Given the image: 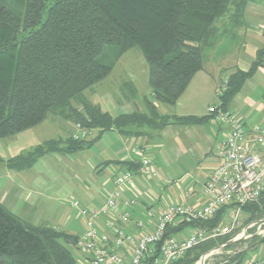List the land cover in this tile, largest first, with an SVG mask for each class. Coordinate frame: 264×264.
<instances>
[{"label": "trees", "instance_id": "obj_1", "mask_svg": "<svg viewBox=\"0 0 264 264\" xmlns=\"http://www.w3.org/2000/svg\"><path fill=\"white\" fill-rule=\"evenodd\" d=\"M247 1L0 0V139L33 128L49 115L73 122L80 130L66 138L45 140L8 159L0 156V164L28 169L45 154H71L90 147L109 130L152 140L168 124L204 121L205 117L194 115L164 114L156 103L176 104L210 54L221 43L236 38L245 24ZM134 47L149 64L153 95L143 98L145 111L113 116L89 100L84 91L107 78L119 58ZM263 62L261 49L248 70L237 69L230 75L220 107L229 110L232 98ZM93 129L98 130V136L88 139L87 130ZM82 132L84 137H75ZM139 161L121 164L124 170L136 171ZM242 210L244 223L264 217V197ZM225 211L208 220L169 224L162 241L183 237L191 228L210 231ZM232 237L209 238L171 264H194ZM78 238L49 225L27 223L0 202V264H82L84 260L76 258L71 249L81 251L76 247ZM262 243L264 239L254 248ZM160 246L161 242L150 261L160 254ZM249 252H240L236 263L243 262Z\"/></svg>", "mask_w": 264, "mask_h": 264}, {"label": "crops", "instance_id": "obj_2", "mask_svg": "<svg viewBox=\"0 0 264 264\" xmlns=\"http://www.w3.org/2000/svg\"><path fill=\"white\" fill-rule=\"evenodd\" d=\"M244 19L245 24L239 31L242 36V42L234 56L230 57L231 54L227 55L228 57L222 58V61L213 67L209 65L211 62L208 59L204 68L193 76L176 104L156 103L160 112L164 114L177 116L194 115L205 117L204 121L168 124L161 130L159 136L152 140L143 136L126 137L116 130H109L102 133L90 147L81 151L71 154L51 152L56 155L54 159L57 161V165L65 166L67 169L73 168L72 175L82 177L84 174L86 176V169L84 167L79 170L75 169L76 163L72 156L87 149V187H84V185L83 187L77 186L71 181V178L61 179L53 167L45 163L44 160L47 154L40 157L32 167L23 170H16L5 163H1L0 202L25 222L38 225L25 220L24 213H33L37 210L39 201L43 200L45 204L43 206L48 210V213L55 215L57 213L58 215L60 209L62 212L59 215L58 225L49 223L40 225H49L81 237L85 231V223L83 221L84 230L76 233L74 220H80L82 217L77 214L76 218L73 219L74 217L70 213L69 208L63 207L64 203H69L70 208L74 210L76 209L73 207L72 202L77 199L87 205L101 206L107 195L116 188L114 182L115 172L126 168L121 162H138L141 159V155L133 153L132 149L138 147L147 156V147L150 146L154 149V152L148 155L157 159L155 167L162 174V178L159 181H155L139 175L135 180L134 191H126L125 197L136 195L138 202L132 210L131 220L122 225L125 231L129 234L138 235L142 231L153 229L160 213L170 204L182 200L183 193L186 191H190V196L187 199L188 203L201 205L204 202V197L201 193L203 184L218 165L214 147L228 131L227 125L217 121L209 113L210 106L221 104V99L220 103L215 104L213 102V95H217L216 90L220 79L218 77L219 75L221 77L224 72V78L229 79L230 75L237 69L248 70L256 59L257 52L264 49V0H248ZM122 57L119 60L123 59ZM129 72L131 73L130 81L124 84L131 82V86L126 85L130 88L129 93L124 92V85L118 84L116 89H118V93L123 90L124 97L118 95L119 98H117L110 92L112 88L103 85L102 92L104 91V93L101 97L95 96L92 102L99 103L105 111L110 112L113 116L121 113L130 114L137 109L145 111L146 107L143 103V98L152 97L151 89L141 80L136 70L133 71L129 68ZM101 82H106V78ZM93 94L96 95V93ZM168 105L173 108L171 111L170 108L167 109ZM120 109L121 113L117 112ZM228 109L243 120L251 137L255 126L264 127V62L256 73L244 82L239 92L235 94L228 104ZM71 124L73 125L71 135L79 133L80 130L77 125L73 122ZM32 136L33 133L30 131L29 136L25 137L24 140H28V143H31L30 137ZM97 136V129L87 130L88 139H94ZM40 143L37 142V144ZM37 144L24 146L17 143L14 145L15 148L11 147V154L0 149V156L8 159L31 149ZM96 145L99 147H96ZM161 150H163V153ZM260 151L264 155V147L260 148ZM36 165H39L45 172L44 176H41L36 171ZM64 171L67 170L64 169ZM8 199H11L12 202L9 203ZM52 202H57L58 205L53 208L50 205ZM13 207L17 211L13 210ZM54 209L57 210L55 211ZM147 210L153 213L152 221H149L146 215ZM109 218L107 215H102L97 224L101 232L108 233L112 238L113 235L106 226V219ZM115 219L119 218L115 217ZM138 222H144V227L140 228ZM255 243L252 246H256ZM125 246L122 247L123 250L131 247L129 244ZM253 249L254 247L250 249V252ZM250 252L248 255H250ZM84 259L85 256L83 255L80 260L83 261Z\"/></svg>", "mask_w": 264, "mask_h": 264}, {"label": "built area", "instance_id": "obj_3", "mask_svg": "<svg viewBox=\"0 0 264 264\" xmlns=\"http://www.w3.org/2000/svg\"><path fill=\"white\" fill-rule=\"evenodd\" d=\"M228 84V78L220 82L217 96L226 92ZM209 113L227 125L228 131L214 147L218 165L203 184L201 193L204 202L201 205L188 203L190 191H186L182 200L170 204L160 213L153 229L138 235L127 233L122 225L131 220L138 200L136 195L125 197L124 194L134 191L139 175L158 181L161 179L153 159L145 156L143 150L133 148V152L141 155L139 168L136 171L123 169L115 172L116 188L107 195L101 206L87 205L78 199L72 202L85 223V231L76 241V247L85 254L82 264H171L209 238L229 234L233 235L231 239L243 237L245 240L254 234L264 237V217L245 225L240 218L243 206L264 197V155L260 151L264 147V127L255 126L251 137L243 120L232 111L212 105ZM85 134L82 132L75 137H84ZM224 208L226 211L221 222L212 230L191 228L183 237H168L162 241L169 224L208 220ZM102 215L110 217L106 219V226L112 238L98 228L97 223ZM146 215L152 221V211L147 210ZM138 226L144 227V222H138ZM238 229L241 230L235 234ZM251 229H255L254 234L249 233ZM160 242V254L150 261ZM126 244L131 247L123 250ZM242 264H264V257L250 256Z\"/></svg>", "mask_w": 264, "mask_h": 264}, {"label": "rangeland", "instance_id": "obj_4", "mask_svg": "<svg viewBox=\"0 0 264 264\" xmlns=\"http://www.w3.org/2000/svg\"><path fill=\"white\" fill-rule=\"evenodd\" d=\"M242 42V36L240 34H238L236 36V38L232 41H230L228 44H226V42L221 43L218 48L212 52L209 56V60L211 63H209V65L211 67L215 66L217 63H219L220 61H222V58H226L227 55H230V57L234 56L236 53L237 48L239 47V45ZM228 57V56H227ZM123 59H120L119 62H117L115 64V66L113 67V70L111 72V74L106 78V82H99L97 84H95L94 86H92L91 88L87 89L86 91H84V95L91 101L94 100L95 96L97 97H101L102 94L104 93V91L102 92V86L105 85L106 87L112 88L110 92H112L114 94V97L119 98V96H123V90L118 93V89L117 85H124L125 82L130 81V75L131 73L129 72V68L132 69L133 71H137L139 73V77L141 78V80L147 84V87L150 88L149 86V82H148V77H149V64L147 62L146 57L144 56V54L142 53V51L137 48H131L129 49L127 52H125V54L122 57ZM225 73L223 72V75H219L218 77V81L219 84L220 82L224 79ZM104 83V84H103ZM219 86V85H218ZM217 86V87H218ZM124 87V92L125 93H129L130 92V88H128L126 85L123 86ZM151 89V88H150ZM93 93H96V95H94ZM119 95V96H118ZM213 102L216 103H220V97L217 95H213ZM124 97V96H123ZM170 108V111L173 109L171 107V105H168V108ZM119 113H121V109L120 111H117ZM30 131L33 133V136L30 137V142L28 143V140H24L25 137L29 136ZM73 132V125L71 124V122L66 121L60 117H56V116H52L49 115L42 123H40L39 125L35 126L34 129L32 130H28V131H24L16 136H9L7 138H2L0 139V149H2L4 152H7L9 154H11V147L15 148L14 145L18 143V145H29V144H37V142H43L45 140L48 139H53V138H66L69 137ZM34 142V143H33ZM96 147H99L98 145H96ZM26 148V147H25ZM147 152L152 153L154 152V149H152L150 146L147 147ZM161 152L163 153V150H161ZM147 154V156H149ZM46 156V155H45ZM56 155L54 153H49L47 154V156L45 157L46 159L44 160L45 163H48L49 165H51L54 169V171L56 172V174L61 178V179H69L71 178L73 181V183H75L77 186L80 187H87V149L79 152L75 155L72 156V159L75 160L76 163V168L77 170L79 169H83V167L86 169V176L85 174L80 177V176H74L73 174V168H66L65 166H59L56 164V160L54 159ZM151 156V155H150ZM149 156V157H150ZM153 158V161L155 162V164L157 163V159H154L153 156H151ZM157 158V157H156ZM84 165V166H83ZM2 169V167L0 166V170ZM35 169L38 173H40L41 176H44L45 172L40 168L39 165L35 166ZM67 170V171H64ZM30 173V172H28ZM160 174V178H162V174L159 172ZM74 176V177H73ZM85 177V178H83ZM159 178V179H160ZM155 181H158L157 179H154ZM161 180V179H160ZM8 202L11 203V199H8ZM7 203V204H9ZM86 204V203H85ZM45 205L43 203V200L39 201L38 205H37V210H35L33 213H29V212H25V217L24 219L29 221V222H34L38 225L43 224V223H49L51 225H58L59 224V215L62 212V210L60 209V213L57 215L52 214V213H48V210L44 208ZM51 206H53V208H55L58 203L57 202H52L50 204ZM63 207H68L70 210V213L73 215V219L76 218L77 216V211L74 209L70 208V204L65 202ZM13 210L17 211L16 208L13 207ZM55 211L57 209H54ZM245 215H241V220L245 219ZM263 217H260L258 219L255 220H259ZM83 218H81L80 220H74V224L76 225V227H74L75 232L76 233H80L84 230V223H83ZM252 220V221H255ZM251 222V221H250ZM247 223H244L243 221V225H245ZM241 229H238L236 233H238ZM255 229H251L249 231L250 234H254ZM264 237H260L258 235H255L243 240L244 242L236 245L235 247H233L230 250H224V248L220 249V250H216L208 255H206L203 264H225L228 261H238V256L240 254V252L245 251L247 249H252V245H250V242L252 240H255L256 243L255 245H257V242L259 240H263ZM71 249H73V252L76 256V258H78L79 260L82 259L83 254L81 251L75 249L74 247ZM262 255L264 257V243L260 244L258 248H254L253 250H251L250 255L249 256H260ZM200 260V258H199ZM199 260H197L194 264H196ZM201 264V263H200Z\"/></svg>", "mask_w": 264, "mask_h": 264}, {"label": "water", "instance_id": "obj_5", "mask_svg": "<svg viewBox=\"0 0 264 264\" xmlns=\"http://www.w3.org/2000/svg\"><path fill=\"white\" fill-rule=\"evenodd\" d=\"M240 241H243V237H237V238H233V239H230L228 242L224 243V244H221L219 246H217L216 248L212 249L211 251L203 254L201 257H200V260H203L205 259L206 255L210 254L211 252H213L214 250H219V249H222V248H225L226 246L230 245V244H234L236 242H240ZM199 260V261H200Z\"/></svg>", "mask_w": 264, "mask_h": 264}, {"label": "bare ground", "instance_id": "obj_6", "mask_svg": "<svg viewBox=\"0 0 264 264\" xmlns=\"http://www.w3.org/2000/svg\"><path fill=\"white\" fill-rule=\"evenodd\" d=\"M203 261H204V259L203 260H200V261H198L196 264H203Z\"/></svg>", "mask_w": 264, "mask_h": 264}]
</instances>
